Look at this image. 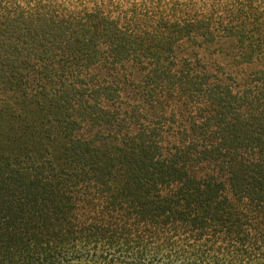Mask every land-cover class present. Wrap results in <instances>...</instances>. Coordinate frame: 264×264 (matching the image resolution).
<instances>
[{"label":"trees","instance_id":"obj_1","mask_svg":"<svg viewBox=\"0 0 264 264\" xmlns=\"http://www.w3.org/2000/svg\"><path fill=\"white\" fill-rule=\"evenodd\" d=\"M0 264H264V0H0Z\"/></svg>","mask_w":264,"mask_h":264},{"label":"rangeland","instance_id":"obj_2","mask_svg":"<svg viewBox=\"0 0 264 264\" xmlns=\"http://www.w3.org/2000/svg\"><path fill=\"white\" fill-rule=\"evenodd\" d=\"M39 117L40 118H42L43 120H44V118H45V116L41 113L40 115H39ZM54 138H56V137H54ZM54 138L51 140V146L54 148L53 149V151H54V153L56 154V155H58V148H59V146H60V143H59V141L58 140H54Z\"/></svg>","mask_w":264,"mask_h":264}]
</instances>
